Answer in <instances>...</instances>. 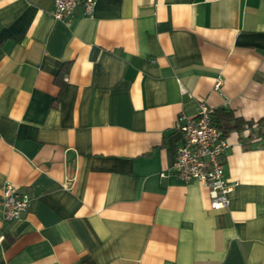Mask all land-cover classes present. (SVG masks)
<instances>
[{
    "label": "crops",
    "instance_id": "crops-1",
    "mask_svg": "<svg viewBox=\"0 0 264 264\" xmlns=\"http://www.w3.org/2000/svg\"><path fill=\"white\" fill-rule=\"evenodd\" d=\"M53 8L0 0V264H264V0ZM200 102L231 116L218 210L169 170Z\"/></svg>",
    "mask_w": 264,
    "mask_h": 264
},
{
    "label": "built area",
    "instance_id": "built-area-1",
    "mask_svg": "<svg viewBox=\"0 0 264 264\" xmlns=\"http://www.w3.org/2000/svg\"><path fill=\"white\" fill-rule=\"evenodd\" d=\"M53 15L65 21L78 4H82L85 13L92 15L97 0H51ZM217 80L215 88L220 87ZM216 109L206 102H200L196 115L182 114L178 117L177 129L181 133V142L177 149L172 167L169 169L185 182L199 181L207 187L212 209L228 207L229 193L233 184L225 177L224 156L230 148L229 139L215 119ZM163 176L165 172L161 173ZM31 202L30 194L19 189L12 182L3 185L2 207L4 219L16 221L23 219Z\"/></svg>",
    "mask_w": 264,
    "mask_h": 264
},
{
    "label": "trees",
    "instance_id": "trees-1",
    "mask_svg": "<svg viewBox=\"0 0 264 264\" xmlns=\"http://www.w3.org/2000/svg\"><path fill=\"white\" fill-rule=\"evenodd\" d=\"M221 114L223 116H225L226 119L228 117L230 118L231 116H230V113H224V112L219 113V111H216V113H215V119H216L219 127H221V128L226 130V126L224 124H222V121H221V118H220ZM235 121H236V123H238L236 127H240L242 125V123H243V120L240 117L235 118ZM258 123H259V125H264V118L260 119V121Z\"/></svg>",
    "mask_w": 264,
    "mask_h": 264
}]
</instances>
